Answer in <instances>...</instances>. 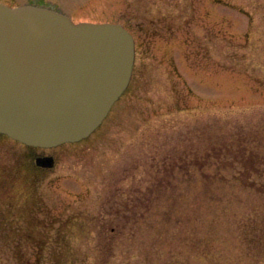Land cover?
Instances as JSON below:
<instances>
[{
    "label": "rangeland",
    "instance_id": "1",
    "mask_svg": "<svg viewBox=\"0 0 264 264\" xmlns=\"http://www.w3.org/2000/svg\"><path fill=\"white\" fill-rule=\"evenodd\" d=\"M0 3L121 24L136 50L126 91L85 140L40 149L0 134V264H205L197 247L208 244L218 264L264 255V231L252 244L264 194L249 187L264 176L246 181L211 153L201 166L220 135L242 132L264 156V0ZM43 155L53 168H35ZM22 168L40 199L16 197Z\"/></svg>",
    "mask_w": 264,
    "mask_h": 264
},
{
    "label": "water",
    "instance_id": "2",
    "mask_svg": "<svg viewBox=\"0 0 264 264\" xmlns=\"http://www.w3.org/2000/svg\"><path fill=\"white\" fill-rule=\"evenodd\" d=\"M134 55L120 24L0 3V134L39 148L87 138L126 89ZM35 164L51 168L53 159Z\"/></svg>",
    "mask_w": 264,
    "mask_h": 264
},
{
    "label": "trees",
    "instance_id": "3",
    "mask_svg": "<svg viewBox=\"0 0 264 264\" xmlns=\"http://www.w3.org/2000/svg\"><path fill=\"white\" fill-rule=\"evenodd\" d=\"M235 135H237L235 133ZM224 137H226L225 135L223 136H219L218 137V144L214 145L213 147L210 148V152H208L207 154V158H203L202 162H201V166H204L205 164H207L206 159H208L211 154L214 155V158L216 159L215 162L217 164H225V161H228V159H226L227 157L231 158V165L234 167L235 165H237L238 167H240V169L237 171V173L239 175H244L246 177V181H249V177L248 175H254V176H264V156H260V154H257L252 148L256 146H259L257 143L258 141H256L255 139L251 140L252 147L248 146L246 144H242L241 142H244V138L246 136H244L242 134V132H240V134H238L237 138L232 142H227L228 140H226ZM251 137V136H250ZM253 137V136H252ZM217 140V141H218ZM211 153V154H210ZM232 156V157H230ZM224 158L226 160H224ZM226 165V164H225ZM25 169L22 168L21 171H19L18 173L15 174V178L13 180H16V182L19 180L24 179L22 182H20V188L25 187L23 190L19 191V195L17 193V198L19 196L18 199L23 200V202H25V200H28L29 202H33L36 201L39 198V195H36V190L37 187L36 186H28V184H30L31 182L28 183V179H26L25 177H21L22 175L24 176L23 172ZM221 170V169H220ZM27 175H30L29 173H26ZM14 175V174H13ZM237 175V174H236ZM262 177H258V178H263ZM248 177V178H247ZM253 177V176H252ZM237 178V177H236ZM243 180V178H240ZM263 181V180H261ZM11 183V182H10ZM26 184V185H25ZM33 184V183H31ZM250 184V182H249ZM12 186H14V183H11ZM17 186V185H16ZM254 190H257L259 192H261L262 194H264V186H249ZM249 188V189H251ZM12 192L9 194V196H12L14 189H11ZM35 198V199H34ZM28 202V203H29ZM28 205V204H27ZM32 207V205H29ZM29 206H25L24 210L22 211V216L24 215L25 218H30L29 217V212L30 211V207ZM25 222H28V220H25ZM30 222V221H29ZM28 222V223H29ZM254 224L256 225V222L253 221ZM252 222V223H253ZM259 225H256V227L254 228V232L255 235L253 237L254 241L252 242V244H255L256 242H258L257 240V236L256 234L259 232L262 233L264 231L263 227L262 228H258ZM32 230V228H31ZM211 245H206V246H201V247H197V253H199L200 255V259L203 260V262H205V264H218V262L220 261L219 258H221L219 255L220 253H217V247L215 246V248L211 249L210 247ZM258 245L254 248V250H256V253H259L258 251ZM199 249V251H198ZM191 255V253L189 254V256ZM251 255V254H249ZM188 256V258H189ZM252 258L251 260H255L254 263L252 264H258L259 262L264 264V255L262 254H254L251 255ZM256 256V257H255ZM191 257V256H190Z\"/></svg>",
    "mask_w": 264,
    "mask_h": 264
}]
</instances>
